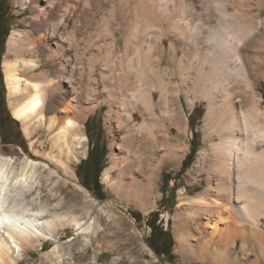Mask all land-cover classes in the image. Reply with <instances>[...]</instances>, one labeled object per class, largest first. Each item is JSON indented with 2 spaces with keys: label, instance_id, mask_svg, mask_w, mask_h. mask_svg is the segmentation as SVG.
<instances>
[{
  "label": "bare ground",
  "instance_id": "6f19581e",
  "mask_svg": "<svg viewBox=\"0 0 264 264\" xmlns=\"http://www.w3.org/2000/svg\"><path fill=\"white\" fill-rule=\"evenodd\" d=\"M156 1L23 0L36 8L31 23L36 35L14 31L9 38L17 56L4 62L9 94L17 100L11 110L27 134L35 126L50 135L44 146L52 141L51 151L45 156L66 169L57 158L81 151L88 139L80 127V98L97 54L84 58L86 49L120 40V57L102 60L110 105L106 119L116 120L122 132L113 143L121 149V155H112L118 173L105 172L103 181L130 199L140 191L153 194L160 172L180 156V93H200L207 111L197 169L208 163L206 185L189 199L192 212L180 215L184 220L177 230L187 231L194 222L209 239H219L218 252L225 256L238 239L245 240V223L255 239L263 238L264 105L255 83L264 79V44L254 40L262 13L254 9V0H173L169 9ZM96 22V33L88 35ZM42 56L49 67L36 71L44 64L38 61ZM172 124L178 128L174 136ZM39 164L26 159L18 169L12 158L0 156V264H18L29 249L67 224L83 233L96 225L94 218L87 224L74 215L52 213L51 203H42L41 189L56 170L44 164L49 169L43 181ZM177 242L183 249L189 243L183 233Z\"/></svg>",
  "mask_w": 264,
  "mask_h": 264
},
{
  "label": "rangeland",
  "instance_id": "374dc122",
  "mask_svg": "<svg viewBox=\"0 0 264 264\" xmlns=\"http://www.w3.org/2000/svg\"><path fill=\"white\" fill-rule=\"evenodd\" d=\"M158 1L161 5L164 1L166 9L173 7L172 4H174L173 0ZM159 2L157 3L159 4ZM254 2L257 5L253 6L254 9L256 11L260 9L262 13L261 22H256L254 40L257 45L262 46L264 44V0H259V4L257 0ZM6 7H9V12L4 16L3 28L0 31V91L1 99L5 102L4 111L0 112V156L12 158L18 169H21L22 163L26 159L37 160L40 163L38 172L41 174V178L42 175H46L49 169L48 166L43 167V165L50 163L51 170H56V172L52 175V180L45 183L46 186L41 189L42 203L50 202L52 213L57 215L66 217L74 215L81 222L87 224L93 218L96 221L94 229L87 233H83L77 225L71 223L58 228L50 238L42 240V246L29 249L18 264H264V218L261 225L263 234L261 241L255 239L252 232L248 230V223H245L247 228L245 240L238 239L236 245L229 249L225 256L218 252L219 239L216 238L217 240L214 241L209 239V236L199 230L194 222L189 221L187 231L186 229L182 232L177 230L181 220H184L180 218V215L185 216L192 212L189 207V199L196 197L206 185L205 169L208 163H205L204 170L197 169L199 153L204 146L203 124L207 111V101L202 98L200 93H194L191 90L180 93L181 141L184 148L180 151V156L176 161L169 162L160 172L158 187L153 194L140 191V195L138 193L128 199L104 183L105 172L111 171L112 176H116L118 173L112 168V155L115 153L121 155V149L113 146V143L119 142L122 132H117L118 122L116 120L111 122L106 119L110 105L106 100L107 88L102 73V60L106 59V55H110L108 57L114 59L120 57L122 54L120 40L116 44L105 42L102 46L92 43L86 49L88 55H85L84 58L94 53L99 56L92 55L97 59L96 68L93 71L95 74L88 73L90 82L85 87L86 83L83 81V87L80 86L84 89L83 96L80 98L84 110L80 127L88 136L87 141L84 142L85 145L81 151H74L75 153L73 152L69 156L65 153L61 158H57L66 163V169L61 163L47 158L45 152H50L52 145V141L49 140L50 135L48 136L47 132L44 135V129L40 130L35 126L30 134H27L22 121L13 115L11 102L17 100H14L9 94L4 71V62L17 57L16 52L8 46L11 34L14 31H21L36 35L31 28L36 21L34 19L36 8L31 3L23 4V0H0V8ZM93 9L94 4L91 5V13ZM96 26L98 27L97 22L90 26L91 29L87 34L96 33ZM94 29L95 32H92ZM113 30L119 35L118 28ZM81 44L80 47H83L82 42ZM167 48L171 50L169 40ZM180 54L182 53L180 52ZM28 56L31 57V55L26 57ZM42 57L38 59L41 64L45 58ZM84 62L86 65L89 64L88 60ZM47 67L49 64L44 62L42 67L36 71L44 70ZM22 76L26 77L25 74ZM174 79L178 83L179 79ZM255 88L262 93V104L264 105V79L256 82ZM85 95H87V99L84 98ZM196 107L197 111L193 115ZM87 120H89L88 125H86ZM172 127L174 136L177 134L178 128L174 124ZM47 138H49L46 142L47 145L44 146ZM95 143L97 144L96 157L88 158ZM191 150H194V153L189 156L188 167L182 170L183 160ZM99 169L97 175L101 187L98 192H95L93 183L96 176L95 170ZM51 194L54 195L50 197ZM163 197L165 200L161 202ZM59 200L62 201L61 206L56 207L55 204ZM134 212L142 214L141 221L136 220L133 216ZM151 212H156L155 218L158 219V223L165 231L172 232L171 257L166 254H158L148 243L151 228L147 218ZM235 216L240 219L237 214ZM182 233L184 236L186 235L190 243L184 249L177 242Z\"/></svg>",
  "mask_w": 264,
  "mask_h": 264
},
{
  "label": "trees",
  "instance_id": "16d2710c",
  "mask_svg": "<svg viewBox=\"0 0 264 264\" xmlns=\"http://www.w3.org/2000/svg\"><path fill=\"white\" fill-rule=\"evenodd\" d=\"M8 12H9V7H6L4 8L2 15L5 16L6 14H8ZM6 34H8V31H6ZM4 105H5V102L3 101V99H1V91H0V112L4 111ZM196 111H197V107L195 108L193 115L196 113ZM88 123H89V120H87L86 125H88ZM96 147H97V144L96 143L93 144L92 150L89 153L88 158L93 156V153L96 150ZM193 153H194V150H191L188 156H186V158L183 160L182 170H185L188 167L189 156H191ZM97 171H100V169L96 170V176L94 177L93 183H94L95 192H98L101 187V183H100V180L98 179ZM172 192H174V190H172ZM164 200H165V197L162 198L161 202H164ZM156 215H157L156 212H151L149 217L147 218L148 225L151 228V234L148 237V243L156 250L158 254L160 255L166 254L169 257H171V251L173 247L172 232L170 230L165 231L163 229L160 223H158V219L155 218ZM133 216L136 218L137 221L142 220V214L140 212H134Z\"/></svg>",
  "mask_w": 264,
  "mask_h": 264
},
{
  "label": "flooded vegetation",
  "instance_id": "af4514ba",
  "mask_svg": "<svg viewBox=\"0 0 264 264\" xmlns=\"http://www.w3.org/2000/svg\"><path fill=\"white\" fill-rule=\"evenodd\" d=\"M4 9L0 8V31L3 28V23H4V16L2 15ZM97 149V148H96ZM94 158L96 157V150L93 153ZM94 162V161H93ZM93 165H96V163H93ZM96 168V167H95ZM96 174V170H95Z\"/></svg>",
  "mask_w": 264,
  "mask_h": 264
}]
</instances>
